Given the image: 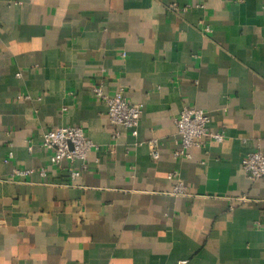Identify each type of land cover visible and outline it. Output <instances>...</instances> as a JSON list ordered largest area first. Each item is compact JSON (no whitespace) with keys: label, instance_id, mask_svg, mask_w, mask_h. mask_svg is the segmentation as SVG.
<instances>
[{"label":"crops","instance_id":"obj_1","mask_svg":"<svg viewBox=\"0 0 264 264\" xmlns=\"http://www.w3.org/2000/svg\"><path fill=\"white\" fill-rule=\"evenodd\" d=\"M95 84L141 104L136 135ZM184 105L224 140L174 156ZM65 125L96 144L75 178L82 161L50 165L42 145ZM255 150L264 0H0V264H264Z\"/></svg>","mask_w":264,"mask_h":264},{"label":"built area","instance_id":"obj_2","mask_svg":"<svg viewBox=\"0 0 264 264\" xmlns=\"http://www.w3.org/2000/svg\"><path fill=\"white\" fill-rule=\"evenodd\" d=\"M172 8H177L171 5ZM209 31L208 26L203 27ZM94 95L107 104L106 117L114 125H122L131 129L132 134H137V128L141 117L142 106L126 98L123 87H120L112 95L104 92L100 84L93 86ZM209 114L201 107L184 105L174 118L176 126V144L173 154L176 157H190V148L196 145H204L207 140L221 142L225 138L222 130L211 129L208 125ZM117 135V132H116ZM43 147L50 152V165H59L62 160L82 161L81 168L70 167L72 178L80 174L86 167L85 159L88 152L96 147V144L86 137L84 130L79 125H65L52 127L45 131L42 141ZM150 153L154 158L159 156V140L157 138L148 141ZM12 155V152H10ZM242 168L250 178L264 177V151L255 150L246 153L242 157ZM30 169H14V173H27ZM45 173V168L41 169ZM170 173L169 176H174ZM184 186L180 183L176 190L181 191Z\"/></svg>","mask_w":264,"mask_h":264}]
</instances>
